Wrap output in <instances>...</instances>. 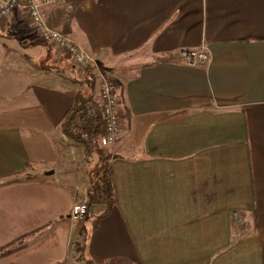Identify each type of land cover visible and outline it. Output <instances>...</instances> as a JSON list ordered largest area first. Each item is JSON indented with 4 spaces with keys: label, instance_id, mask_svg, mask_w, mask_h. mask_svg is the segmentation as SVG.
<instances>
[{
    "label": "crops",
    "instance_id": "1",
    "mask_svg": "<svg viewBox=\"0 0 264 264\" xmlns=\"http://www.w3.org/2000/svg\"><path fill=\"white\" fill-rule=\"evenodd\" d=\"M42 12L117 85L116 203L71 218L90 172L62 121L83 86L19 2L0 23V248L24 246L0 264H71L79 244L82 263L264 264V0H55ZM201 49L206 62L179 57Z\"/></svg>",
    "mask_w": 264,
    "mask_h": 264
},
{
    "label": "built area",
    "instance_id": "2",
    "mask_svg": "<svg viewBox=\"0 0 264 264\" xmlns=\"http://www.w3.org/2000/svg\"><path fill=\"white\" fill-rule=\"evenodd\" d=\"M53 1L55 0H0V23L6 25L14 7L19 2H23L32 24L44 42L54 46L57 51L64 53L72 61L77 72H82L88 66L94 67L96 85L93 96L85 103V115L75 120L72 130L73 132L82 131L88 123H91L92 143L102 146L113 145L123 130V120L117 107L118 101L115 95L117 85L103 76L99 64L87 50L47 22L42 12V6ZM179 57L188 64H194L196 62H206L209 59V54L205 49L181 50ZM85 135L87 134L85 133ZM89 216L90 203L87 194H85L79 202L73 205L71 218L80 221ZM107 264L121 263L109 262Z\"/></svg>",
    "mask_w": 264,
    "mask_h": 264
},
{
    "label": "trees",
    "instance_id": "3",
    "mask_svg": "<svg viewBox=\"0 0 264 264\" xmlns=\"http://www.w3.org/2000/svg\"><path fill=\"white\" fill-rule=\"evenodd\" d=\"M73 80L81 84L83 88L78 91L74 104L64 116L62 129L75 145L84 148L85 159L81 164L87 166L90 172V185L87 189L88 200L90 206L95 204L104 206L99 216H106L116 203L115 187L110 164L111 156L102 150L100 144L92 143L93 132L91 123H88L82 131L73 132L72 130V125L75 120L85 115V103L93 96L96 85L94 67L88 66L82 72H77ZM34 164L35 162L28 163L27 167L18 172L17 175L29 174ZM23 246L22 238L14 240L10 244L0 248V257L7 256ZM79 260H83V258L81 257ZM85 264L94 263L88 260Z\"/></svg>",
    "mask_w": 264,
    "mask_h": 264
},
{
    "label": "rangeland",
    "instance_id": "4",
    "mask_svg": "<svg viewBox=\"0 0 264 264\" xmlns=\"http://www.w3.org/2000/svg\"><path fill=\"white\" fill-rule=\"evenodd\" d=\"M30 18V17H29ZM31 21V19H30ZM56 49V48H55ZM57 50V49H56ZM59 52V51H58ZM82 147V146H81ZM101 148L102 150H104L106 153H108V146H102L101 145ZM84 149V148H83ZM109 154V153H108ZM96 204L93 205L94 208H96ZM85 220V219H84ZM81 222L83 220H80ZM91 221V220H90ZM89 226V221L88 223H86V227ZM79 245H77L76 249H75V252L73 253V259H72V263L71 264H85V263H82L79 258L83 257V258H88V253L81 247H79Z\"/></svg>",
    "mask_w": 264,
    "mask_h": 264
}]
</instances>
